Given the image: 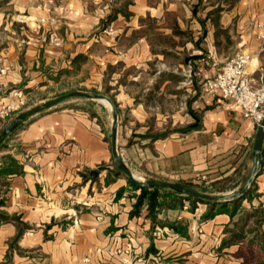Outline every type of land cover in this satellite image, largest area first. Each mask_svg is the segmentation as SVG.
I'll return each mask as SVG.
<instances>
[{
	"label": "crops",
	"instance_id": "crops-1",
	"mask_svg": "<svg viewBox=\"0 0 264 264\" xmlns=\"http://www.w3.org/2000/svg\"><path fill=\"white\" fill-rule=\"evenodd\" d=\"M49 13L61 17L59 47L36 29ZM108 25L113 36L101 33ZM241 50L258 84L264 0H0V105L80 67V86L120 82L105 94L116 90L117 152L133 175L197 190L204 176L216 194H231L252 169L258 126L202 82ZM125 70L127 81L147 80L141 92L180 95L169 120L154 118L170 121L166 135L147 134L148 112L161 109L121 83ZM70 103L29 117L0 143V264H264V142L241 197L211 204L159 188L152 206L115 164L101 114L111 106Z\"/></svg>",
	"mask_w": 264,
	"mask_h": 264
},
{
	"label": "built area",
	"instance_id": "built-area-1",
	"mask_svg": "<svg viewBox=\"0 0 264 264\" xmlns=\"http://www.w3.org/2000/svg\"><path fill=\"white\" fill-rule=\"evenodd\" d=\"M60 21V16L49 13L40 16L36 25V29L46 28L48 43L57 47L62 43L56 33ZM101 33L113 36L115 30L108 25L101 30ZM252 59L250 53L244 50L237 51L220 66L213 76L204 79L202 91L208 94L218 93L223 99H232L243 117L250 119L256 126H259L264 116V76L261 75L259 83L254 84L247 69ZM0 71L3 72L4 69ZM13 95L18 97L19 92L15 90ZM18 102L2 103L0 105V118L10 116L11 112L18 106ZM201 180L205 184L209 183L204 176ZM125 252L128 253L127 250ZM123 261L125 264H157V261L153 259L140 258L135 261L124 259ZM162 264H171V262L165 261Z\"/></svg>",
	"mask_w": 264,
	"mask_h": 264
},
{
	"label": "rangeland",
	"instance_id": "rangeland-1",
	"mask_svg": "<svg viewBox=\"0 0 264 264\" xmlns=\"http://www.w3.org/2000/svg\"><path fill=\"white\" fill-rule=\"evenodd\" d=\"M80 72L82 73L81 75H79ZM123 73H124V77H123V79H121V83L124 86L126 85V87L131 88V92H135L134 90H136V89L138 90L137 93H134V96L136 97V99H138V97H140L138 100L145 102L147 105L150 103L149 104L150 106H154V104H158V107L161 109L159 111L150 110V112H148L150 114L148 115L147 124H146L147 134H149V132H150L152 135H155V134L160 135V136L166 135V132L170 130L168 127L170 124V121H167L165 124L157 126L155 124L154 118L156 116V113L159 112V113H162L166 117L167 120H169L170 114L172 113V109H178L180 107V103H181L180 95L174 96V98L171 99L170 97H166L165 95L157 96L153 93L151 94L149 90L141 92V89L143 90L144 88H146L145 83L147 82V80H141L137 84H134L132 82V80L127 81V79H126V74L132 75L133 72L130 70H125ZM76 75H78L79 77H77ZM85 75L86 74H85L84 69H81V67H80V68H78L77 72H73L71 74H66V76L64 78H62V80L58 83V85L52 84V85H49L46 87H40V88H36V89L26 90L27 92H25V93H27V94H26L24 101H22L20 96H18V97L15 96L16 100H14V101H19L18 106L16 107V109L13 112H11L10 116H7L5 118H0V121L2 123L0 125L1 126L0 130L3 128V126L6 123H8L10 120H12L17 113H19L20 111L25 110L27 108H30L34 105H37V104H39L45 100L54 98L56 96H59L61 94L67 93V92L72 91V90H82V91H87V92L105 94V93H107V91H109V89H116L117 85H119V83H120V82H118V83H116V85H112V86L107 85L108 78H106L105 81L103 80V84L101 86L86 88L84 86L79 85V81H80L79 78L84 77ZM67 77H71V79H67ZM77 78H78V80H77ZM54 81H56V82L59 81V78L54 79ZM132 89H134V90H132ZM115 91H111L109 93L110 94L109 97H111L113 99V101H114L113 95H114ZM171 100H172V104L170 103ZM71 101L78 102L81 104H85V108L87 107L91 111L97 110L100 113L102 111L100 109V107H102L100 101L95 100V99L86 98V97H72V98H69V99H67V100H65V101H63V102H61V103H59V104H57L51 108L68 107V106H70V104H72V103H70ZM8 102H13V101H8ZM3 103H5V102H3ZM114 103H115V101H114ZM167 104H168V106H167ZM106 105L109 106V104H106ZM102 109H103V107H102ZM46 110H48V109H46ZM43 111H45V110H43ZM117 113H118V108H117ZM101 114L104 116V121H103L105 124L104 129L107 133V138L110 140V144H111V125H112L111 110L109 112V115H110L109 118L105 117V112H104V114L103 113H101ZM99 121L101 122L100 117H99ZM117 128H118V125H117ZM111 147H112V145H111ZM118 156L125 163L124 158H122L123 155H121V154L119 155V153H118ZM209 184L210 183L206 184V186H209ZM210 190L208 189L205 192L213 193V194L217 193L214 189H210Z\"/></svg>",
	"mask_w": 264,
	"mask_h": 264
},
{
	"label": "water",
	"instance_id": "water-1",
	"mask_svg": "<svg viewBox=\"0 0 264 264\" xmlns=\"http://www.w3.org/2000/svg\"><path fill=\"white\" fill-rule=\"evenodd\" d=\"M72 97H86L98 101L105 100L110 104L111 106L110 109L112 113L111 145H112V152H113L115 164L119 168V170L128 177L130 182H132L133 184L139 187L167 188L177 193H180L184 196L203 200L204 203L210 201L212 202L229 201L241 197L247 191V189L249 188V186L251 185L252 181L254 180L257 174L258 167L261 165L263 159L262 151H263V142H264V116L260 125L257 127L252 145V159H253L252 169L249 175L247 176L245 182L235 192L231 194H213V193L203 192L176 182H168V181L153 180V179L139 180L133 175L130 168L118 156L117 142H116L118 113H117V106L114 103L113 99L106 94L87 92L82 90L69 91L67 93L45 100L37 105H34L30 108L20 111L14 116L12 120L6 123L3 126V128L0 130V143L9 133L14 131L21 123H23L29 117L43 110L49 109ZM93 173H97V171H93Z\"/></svg>",
	"mask_w": 264,
	"mask_h": 264
},
{
	"label": "trees",
	"instance_id": "trees-1",
	"mask_svg": "<svg viewBox=\"0 0 264 264\" xmlns=\"http://www.w3.org/2000/svg\"><path fill=\"white\" fill-rule=\"evenodd\" d=\"M157 136V135H156ZM133 186L137 187V188H141V193L138 197V202H141L144 198H147L149 200V203L150 205H154L156 203V196L158 194V191H159V188H147V187H139L133 183H131ZM214 184L212 182H210L209 186H201L199 187V190L201 191H207L208 189H214ZM204 188V189H203ZM206 188V189H205ZM211 191V190H210ZM187 197V196H185ZM188 199H191L192 201H199V202H203V200H200V199H194V198H191V197H187ZM207 203H211V204H214L216 202H207ZM231 206H232V210H231V214H233L238 208H239V204L236 203V201H232L231 202ZM227 204L224 202L223 204H221L220 206V210H224V211H227V208L225 207ZM4 219H6V217H4Z\"/></svg>",
	"mask_w": 264,
	"mask_h": 264
},
{
	"label": "bare ground",
	"instance_id": "bare-ground-1",
	"mask_svg": "<svg viewBox=\"0 0 264 264\" xmlns=\"http://www.w3.org/2000/svg\"><path fill=\"white\" fill-rule=\"evenodd\" d=\"M102 102H104L105 104H109L107 101H105V100H101ZM110 105V104H109Z\"/></svg>",
	"mask_w": 264,
	"mask_h": 264
}]
</instances>
